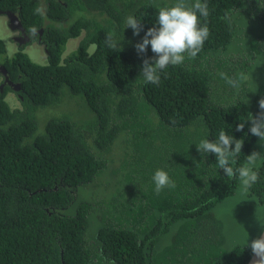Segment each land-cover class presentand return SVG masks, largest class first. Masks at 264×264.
Listing matches in <instances>:
<instances>
[{"label":"trees","instance_id":"16d2710c","mask_svg":"<svg viewBox=\"0 0 264 264\" xmlns=\"http://www.w3.org/2000/svg\"><path fill=\"white\" fill-rule=\"evenodd\" d=\"M175 2L0 0L26 32L42 30L48 51L38 65L25 46L7 57L0 39V66L21 86L15 108L11 89L0 91V264H247L250 247L226 245L215 209L242 195L251 241L264 229V141L247 121L264 99V0H207L202 50L168 66L158 85L145 83L143 59L154 54L149 46L138 55L135 44ZM128 16L143 24L139 36L126 28ZM65 90L93 116L82 127L62 115ZM50 113L59 116L43 130ZM222 129L243 141L234 168L261 154L247 191L214 154L197 151ZM158 169L174 188L156 192Z\"/></svg>","mask_w":264,"mask_h":264},{"label":"clouds","instance_id":"9594fccd","mask_svg":"<svg viewBox=\"0 0 264 264\" xmlns=\"http://www.w3.org/2000/svg\"><path fill=\"white\" fill-rule=\"evenodd\" d=\"M209 16L207 0H195L194 4H187L186 0H176L170 7L159 10L157 22L149 28L141 42L135 44L138 55L146 56L149 46L154 54L151 58H144L141 76L145 83L158 85L160 83V73L168 66L181 65L185 58L195 59L202 50L205 41L210 35L207 23H201V18L205 21ZM126 28L133 30L134 36H139L144 30L143 24L133 16L126 19ZM35 31V30H34ZM111 40V36L107 37ZM110 47H116L113 42ZM224 76V74H221ZM241 79L246 77L242 73ZM227 83L233 87H238V81L227 79ZM259 113L256 116L249 114L247 119L250 122V133L264 141V99L259 102ZM245 123H240L236 131H243ZM234 145V147H233ZM243 141L237 140L220 130L218 139L213 142L202 140L197 147L201 154H214L220 169L228 178L238 177L245 191L258 181L259 174L254 170L256 161L261 157L258 152H253L246 157V162L234 168L236 158L241 154ZM156 192L159 193L166 187H175V183L170 179L168 173L158 169L153 176ZM252 255L256 258L253 264H264V235L251 241L248 245Z\"/></svg>","mask_w":264,"mask_h":264},{"label":"rangeland","instance_id":"374dc122","mask_svg":"<svg viewBox=\"0 0 264 264\" xmlns=\"http://www.w3.org/2000/svg\"><path fill=\"white\" fill-rule=\"evenodd\" d=\"M14 36L12 32L8 28L6 17L0 16V39L5 42L6 47V56L11 57L17 51V45L14 42H10V39ZM78 38L69 40L65 46V50L62 55V59L66 56L67 58L76 51L78 47ZM92 50V48H91ZM25 54L36 64L38 65H46L47 64V56L45 51L41 46L36 43H33L29 46H26L24 51ZM258 69V68H257ZM261 72V67L259 73ZM251 83L257 84L252 80ZM65 94L62 96V101L58 106H65L66 112L62 115H67L74 123L79 126H83L86 122H89L91 114H89L86 110V105L83 99L76 96H71L66 90ZM16 94L10 92L6 96V101L8 102L10 107H18L19 103L17 100ZM59 107V109H61ZM55 116H59V113H50L43 123V130L45 129V123H47L50 119H55ZM44 116L38 115V124H40L41 120ZM93 118V116H92ZM39 127V125H38ZM100 194V193H99ZM242 195H238L235 199L217 205L215 209V214L219 220L224 223V234H225V243L227 246L233 245L235 243H241L244 246H248L251 243V231L247 227V224L244 223L241 215L249 214L251 211V204L244 203L242 200ZM166 240V239H165ZM168 241V239L166 240Z\"/></svg>","mask_w":264,"mask_h":264},{"label":"water","instance_id":"95a60500","mask_svg":"<svg viewBox=\"0 0 264 264\" xmlns=\"http://www.w3.org/2000/svg\"><path fill=\"white\" fill-rule=\"evenodd\" d=\"M1 15L6 17L8 28L12 32V35L13 34H20L21 35L20 38L23 41L21 40V45H19V46H23L24 44H26L28 42L29 38L27 35H25V30L23 29L18 17L14 13H11V12H1L0 11V16ZM39 33H40V31H39ZM0 75H1V78L3 80V82L0 85V91L2 92V89L4 88V86L7 85L11 89L12 92L18 93V91L21 89L20 84L11 82L8 79L6 70L1 66H0ZM262 235H264V229L259 236H262ZM255 259L256 258L251 253V256H250L247 264H253Z\"/></svg>","mask_w":264,"mask_h":264},{"label":"flooded vegetation","instance_id":"af4514ba","mask_svg":"<svg viewBox=\"0 0 264 264\" xmlns=\"http://www.w3.org/2000/svg\"><path fill=\"white\" fill-rule=\"evenodd\" d=\"M39 31H40V33H39ZM25 35H27L28 36V38H29V40H28V42L26 43V44H24L23 46H19V45H21V38H20V34H14V36H12L11 38H8V40L10 39V42H14V43H16V45L18 46V47H26V46H29V45H31V44H33V43H36V44H38L39 46H41L42 48H43V50L45 51V53H46V56H47V54H48V51H47V49H46V47L44 46V43L41 41V39H42V30H38V31H36V32H34V34H32L31 32H26L25 31ZM37 36V37H36ZM35 37H36V40H35ZM23 41V40H22ZM19 84V83H18ZM20 91V90H19ZM19 91H18V93H19ZM17 95V97H19V99H21L20 98V96L18 95V94H16Z\"/></svg>","mask_w":264,"mask_h":264}]
</instances>
